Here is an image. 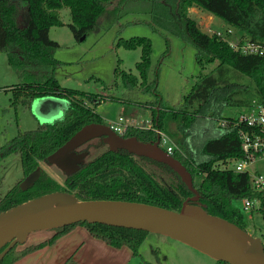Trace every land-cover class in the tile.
<instances>
[{"label": "trees", "instance_id": "trees-1", "mask_svg": "<svg viewBox=\"0 0 264 264\" xmlns=\"http://www.w3.org/2000/svg\"><path fill=\"white\" fill-rule=\"evenodd\" d=\"M62 8L68 9V27L76 40L105 30L125 16L146 15L153 31L168 33L195 48V63L201 71L207 64L214 65V72L199 74L198 82L168 109L158 89L159 64L152 67L150 40L118 38L116 47L141 51L135 66L137 74L119 73L125 93L116 99L122 105V115L130 117L125 108L127 104L136 102L140 106L135 98L137 91L138 97H145L142 103L151 114L153 127L130 126L120 136L148 143L159 140L156 129L168 135L176 146L171 156L190 173L193 188L200 203L206 206V212L247 232L242 211L233 208L234 201L250 194L247 175L213 168L220 160L240 156L239 141L234 131L218 134L216 122L224 117V107H246L253 100H264V58L243 55L218 35L202 32L190 17L189 9L214 15L252 42L264 45V0H0V52H5L9 67L20 80L16 94L20 95L22 106L30 111L33 100L45 96L68 102L60 120L38 124L34 130L18 131L0 147V158L19 157L23 174L0 197V213L50 192H66L79 200L138 202L172 211H179L182 202L193 195L166 164L135 157L123 149L105 151L89 163L81 164L63 184L50 179L42 170L32 186L21 189L19 184L23 178L40 167V162L45 163L47 156L81 127L90 123L108 125L95 112L102 102L100 96L63 88L54 76L60 64L54 56L59 45L49 38V29L62 25L58 15ZM226 68L247 77L251 86L230 83ZM212 126L216 134L204 133ZM80 225L91 237L107 245L128 247L134 257L139 256L138 249L148 234L142 230L80 222L53 229V236L38 245L22 250L14 246L0 264H12L31 250L52 245ZM63 264L77 263L70 257ZM214 264L227 263L215 261Z\"/></svg>", "mask_w": 264, "mask_h": 264}, {"label": "rangeland", "instance_id": "rangeland-1", "mask_svg": "<svg viewBox=\"0 0 264 264\" xmlns=\"http://www.w3.org/2000/svg\"><path fill=\"white\" fill-rule=\"evenodd\" d=\"M58 15L62 25L49 29V38L59 45L54 56L60 64L54 70V76L63 88L100 96L102 102L97 106L95 112L106 124L117 121L120 116H123L122 105L116 99L125 93L119 73L126 71L137 74L135 66L141 55L139 48L127 50L123 47H116L118 38L145 37L150 40L152 67L159 64L158 89L168 109L175 105L181 94L189 92L192 86L198 82L199 74L213 71L214 65L211 64L205 65L201 68L202 71L200 70L195 63V48L193 46L168 33L153 31L148 24L149 19L146 15L125 16L111 27L91 33L82 41L76 40L68 27L70 23L68 9H60ZM189 15L198 23L201 31L208 35L213 33L224 35L229 28L220 18L205 11L197 10ZM232 30L233 33L228 39L231 37L234 40L238 38L240 32ZM226 72L230 83L251 86V81L247 77L228 68H226ZM19 82V78L7 63L5 52H0V147L15 137L18 131L34 130L40 124L32 113L22 106L20 95L16 94L20 90ZM138 94L136 91L135 98L140 106L138 107L136 102L133 105L127 104L125 108L130 117H123L135 119L137 123L151 121V114L142 103L145 97H138ZM245 108L242 105L227 106L224 107L222 114L224 117L237 116ZM102 150L100 149L99 152ZM94 153L98 154L97 151ZM39 166L50 179L63 184V179L57 171L42 162L39 163ZM148 171L159 173L153 169ZM22 175L17 155L0 158V197L9 191L21 179ZM233 208L242 210L241 201H234ZM243 219L246 221L247 232L259 238L264 245V216L244 212ZM79 228L85 230L81 225ZM49 231L51 230L30 233L24 244L28 246L34 236ZM24 244H17L16 249L23 247ZM187 248L167 236L148 233L138 249L139 256L134 257L127 248L129 254L125 251L122 253L126 255L125 257L122 255L104 257H112L113 262L116 258L120 264L215 263L212 258ZM88 254L102 258L95 248L88 250Z\"/></svg>", "mask_w": 264, "mask_h": 264}, {"label": "water", "instance_id": "water-1", "mask_svg": "<svg viewBox=\"0 0 264 264\" xmlns=\"http://www.w3.org/2000/svg\"><path fill=\"white\" fill-rule=\"evenodd\" d=\"M67 107L66 99L45 96L33 100L30 112L40 124H51L62 118ZM158 143L159 140L144 143L135 137L124 138L109 125L90 123L48 155L44 164L57 171L64 181L81 164L89 163L105 151L123 149L135 157L150 158L173 169L193 194L182 202L179 211L121 200H79L66 192L46 193L0 213V260L14 246L24 244L32 232L87 222L167 236L227 264H264L262 241L237 225L207 213L193 188L190 173ZM41 174V167H37L20 182L21 189L32 186Z\"/></svg>", "mask_w": 264, "mask_h": 264}, {"label": "built area", "instance_id": "built-area-1", "mask_svg": "<svg viewBox=\"0 0 264 264\" xmlns=\"http://www.w3.org/2000/svg\"><path fill=\"white\" fill-rule=\"evenodd\" d=\"M229 27V26H228ZM231 29V30H230ZM229 27L225 34L213 33L227 42L231 49L246 55L264 58V45L252 42L240 33L238 38L228 39L233 33ZM145 125L143 126V124ZM109 127L118 135L123 134L130 126L153 129L151 121L133 124L126 117L120 116L117 121L110 122ZM218 134L234 131L239 141L240 156L220 160L213 166L218 170H230L245 174L249 179L250 194L241 199L242 213L264 214V100H253L243 112L237 116L222 117L217 120ZM155 130V129H154ZM159 136V146L171 156L176 149L170 137L160 130H155Z\"/></svg>", "mask_w": 264, "mask_h": 264}, {"label": "crops", "instance_id": "crops-1", "mask_svg": "<svg viewBox=\"0 0 264 264\" xmlns=\"http://www.w3.org/2000/svg\"><path fill=\"white\" fill-rule=\"evenodd\" d=\"M197 10L198 9L191 8L189 9V13L196 12ZM177 102L175 104H177ZM130 120L133 124H137L135 119L133 120L132 118H130ZM206 132L216 134V131L213 126L208 127L204 133ZM79 227L80 226L74 227L70 232L60 237L52 245L45 244L42 247H39L38 249L31 250L24 257L12 264H63L70 257L77 264H120V262H118L116 258H114L113 262L111 259L112 257L104 256L118 257V255H122V257H125L126 255L122 254L123 251L129 254L128 250H126L128 247L124 248L122 246L120 248H114L112 246H109L102 240L91 237L85 228V230H83V228ZM53 234V230L44 234H38L30 240L31 242L28 246L24 244L25 246L23 245V247H18L17 250H22L23 248L35 246L40 243L46 242L53 236ZM182 245L184 247H188L184 244ZM91 248H95L98 254L102 256V258L93 257L94 255L91 256V254L89 255L88 250H90ZM187 249L192 248L188 247ZM129 251L131 250L129 249Z\"/></svg>", "mask_w": 264, "mask_h": 264}, {"label": "flooded vegetation", "instance_id": "flooded-vegetation-1", "mask_svg": "<svg viewBox=\"0 0 264 264\" xmlns=\"http://www.w3.org/2000/svg\"><path fill=\"white\" fill-rule=\"evenodd\" d=\"M85 149H87L86 151H88V150H89V149H88V146H87ZM81 151H84V149H83V150H81Z\"/></svg>", "mask_w": 264, "mask_h": 264}]
</instances>
